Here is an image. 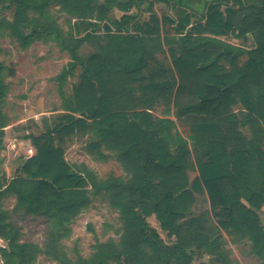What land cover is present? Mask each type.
Here are the masks:
<instances>
[{
  "label": "trees",
  "instance_id": "16d2710c",
  "mask_svg": "<svg viewBox=\"0 0 264 264\" xmlns=\"http://www.w3.org/2000/svg\"><path fill=\"white\" fill-rule=\"evenodd\" d=\"M159 1H174L178 17L159 19L154 12ZM233 1L238 8L223 13L222 0H199L203 23L191 22L194 0H7L1 5L0 28L21 47L51 33L69 55L57 76L60 84L81 70L65 113L52 127L30 135L34 153L10 178L0 171V199L15 195L16 209L44 216L65 232L89 204V195L108 193L121 221L119 242L97 244L94 257L83 264H192L197 254L234 264L220 232L233 244L252 242V253L264 264L258 214L264 212V0ZM51 4L87 27V22L109 23L101 33L76 27L78 34L66 38L48 22ZM9 6L10 20L3 15ZM134 7L149 13L148 20L140 22L130 12ZM113 9L120 17L110 18ZM29 12L43 19H29ZM168 23L174 33L165 28ZM227 34H250L254 47L245 51L219 38ZM85 42L95 46L86 58L78 53ZM244 53L246 60L237 64ZM3 72L0 63V145L6 126ZM236 103L242 106L239 113L232 109ZM159 104L174 113L186 137L175 120L152 113ZM76 133L90 135L85 145L90 154L106 158L102 149L113 152L126 179H97L85 165L74 170L61 144ZM189 170L197 171L191 182ZM193 189L204 192L209 210L192 213ZM151 216L157 227L150 225ZM19 236L0 209L5 263L33 264L38 247L19 242Z\"/></svg>",
  "mask_w": 264,
  "mask_h": 264
},
{
  "label": "rangeland",
  "instance_id": "374dc122",
  "mask_svg": "<svg viewBox=\"0 0 264 264\" xmlns=\"http://www.w3.org/2000/svg\"><path fill=\"white\" fill-rule=\"evenodd\" d=\"M102 2L103 0H99ZM204 1V0H203ZM195 15L191 17L192 23H203L199 15L202 4L194 0ZM6 5L7 0H0V6ZM220 10L224 13L227 7L238 8L233 0H222ZM174 1L156 2L154 12L161 19L162 17L176 19L178 13ZM13 7L9 6L3 15L8 20L12 17ZM192 12V9H189ZM138 15L139 21H147L148 13L140 12L135 7L130 10ZM121 11L113 9L110 11V18H118ZM49 16L48 22L57 27L66 38L70 35L76 36V27L83 26L89 31L102 32L103 25L109 20L87 22L72 19L63 12L57 4H51L46 9ZM29 19H43L34 12L28 13ZM39 25V24H38ZM96 25V26H95ZM40 27V26H38ZM165 28L174 33L170 23ZM58 31V32H59ZM83 31H81L82 33ZM43 34L41 38L33 40L26 48L19 45L17 40L9 33L7 28H0V63L4 70L5 98L1 106V113L6 120L4 137L0 145V171L5 172L10 178L19 170L23 160L31 156L35 148L30 135H39L46 127H52L57 116L65 113L64 104L70 99L72 87L78 81L80 66L77 68L76 76L67 77L61 84L57 76L69 62V55L60 49L57 40L50 35ZM224 41L242 47L245 51L254 47L252 35L236 38L230 34L220 36ZM95 50L90 42H85L78 53L86 58ZM247 58L246 53L238 58L237 64L243 63ZM236 113L241 112L242 106L236 103L232 107ZM165 105L159 104L153 112L156 115H164ZM174 109L172 108V111ZM154 114V115H155ZM176 122V129L186 137L187 131ZM90 135L73 134L65 137L61 144L64 150L65 160L72 165L74 170H79L81 165L92 172L97 179H106L110 176H121L126 179L127 175L113 152H109L105 160H100L90 155L85 148ZM194 160V145L188 141ZM188 179L191 182L197 175V171L189 170ZM89 187V185H88ZM91 191V190H90ZM194 201L192 213L197 214L209 210V202L202 191L192 190ZM90 202L84 207L75 218L67 225V231L62 232L53 228L44 216H27L21 209H16V197L9 194L0 199V209L3 211L6 220L14 225L19 233V242L31 243L38 247L36 258L33 264H83L94 257L97 244L109 241L118 244L121 234V221L116 209L110 205V197L106 192L96 195H89ZM260 222L264 226V212L259 210ZM152 227H157L154 216L148 218ZM225 240V248L229 251V257L234 264H261L259 258L252 253L253 244L249 240L233 244L230 239L220 232ZM163 235V234H162ZM170 240L174 236L169 237ZM0 244L4 242L0 239ZM0 264H6L0 254ZM105 264H117L108 260ZM192 264H220L208 255H196Z\"/></svg>",
  "mask_w": 264,
  "mask_h": 264
},
{
  "label": "crops",
  "instance_id": "0c3cea01",
  "mask_svg": "<svg viewBox=\"0 0 264 264\" xmlns=\"http://www.w3.org/2000/svg\"><path fill=\"white\" fill-rule=\"evenodd\" d=\"M143 13H147V12H143ZM148 15H149V13H148ZM152 113L155 114L153 111H152ZM171 113H172V112H171ZM155 116H158V117H169V118L173 119V118H172L173 114L170 116V113H165V111H164V115H163V114H161V115H156V114H155ZM173 120H174V119H173ZM102 151H103L104 155H106V157H107L109 151H107V150H105V149H102ZM88 153H89V152H88ZM89 154H90V153H89ZM90 155L94 156V157L97 158V159L105 160V158H100V157L97 156V155H93V154H90ZM254 256H255V255H254ZM255 257H256V256H255Z\"/></svg>",
  "mask_w": 264,
  "mask_h": 264
}]
</instances>
